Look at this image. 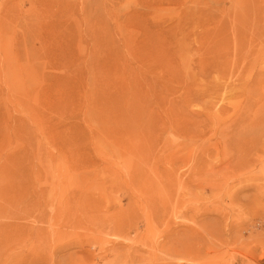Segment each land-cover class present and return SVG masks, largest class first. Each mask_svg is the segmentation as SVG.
<instances>
[{"label":"rangeland","instance_id":"obj_1","mask_svg":"<svg viewBox=\"0 0 264 264\" xmlns=\"http://www.w3.org/2000/svg\"><path fill=\"white\" fill-rule=\"evenodd\" d=\"M94 257L264 264V0H0V264Z\"/></svg>","mask_w":264,"mask_h":264},{"label":"bare ground","instance_id":"obj_2","mask_svg":"<svg viewBox=\"0 0 264 264\" xmlns=\"http://www.w3.org/2000/svg\"><path fill=\"white\" fill-rule=\"evenodd\" d=\"M110 243H113V242H110ZM95 258L96 257H94V258H92V260H90L91 264H98V262H102V263L106 264V262L109 261L107 257L106 258L97 257V261L94 262Z\"/></svg>","mask_w":264,"mask_h":264}]
</instances>
